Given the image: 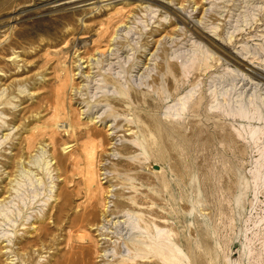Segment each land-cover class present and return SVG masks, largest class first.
Returning <instances> with one entry per match:
<instances>
[{
  "label": "rangeland",
  "instance_id": "obj_1",
  "mask_svg": "<svg viewBox=\"0 0 264 264\" xmlns=\"http://www.w3.org/2000/svg\"><path fill=\"white\" fill-rule=\"evenodd\" d=\"M164 258L264 264V0H0V264Z\"/></svg>",
  "mask_w": 264,
  "mask_h": 264
},
{
  "label": "bare ground",
  "instance_id": "obj_2",
  "mask_svg": "<svg viewBox=\"0 0 264 264\" xmlns=\"http://www.w3.org/2000/svg\"><path fill=\"white\" fill-rule=\"evenodd\" d=\"M59 125V124H58ZM62 127V126H61ZM63 128V127H62ZM61 128V129H62ZM69 129H70V127H68ZM74 132V131H73ZM93 173V172H92ZM93 175V174H92ZM92 179H93V177H92ZM90 180V179H89ZM93 181V180H92ZM91 182V181H90ZM91 184V183H90ZM90 187V186H89ZM103 207H105V206H103ZM104 209H106V208H104ZM105 217V216H104ZM164 261L167 263V264H172L173 263V261H174V259H172V258H164ZM177 262V261H176ZM174 264V263H173Z\"/></svg>",
  "mask_w": 264,
  "mask_h": 264
}]
</instances>
